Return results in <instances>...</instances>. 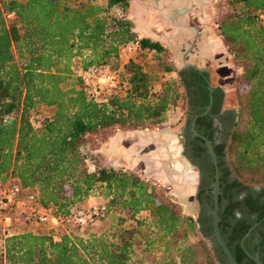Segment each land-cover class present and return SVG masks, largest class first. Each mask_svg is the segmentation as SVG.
Listing matches in <instances>:
<instances>
[{
  "label": "trees",
  "instance_id": "obj_1",
  "mask_svg": "<svg viewBox=\"0 0 264 264\" xmlns=\"http://www.w3.org/2000/svg\"><path fill=\"white\" fill-rule=\"evenodd\" d=\"M128 2L105 0L102 6L92 0H0V195L9 186H18L22 195L33 194L42 207L64 219L92 196H99L116 227L108 234L85 235L60 232L68 223L45 233L27 225L14 232L10 224L0 236V264H130L135 230L122 225L145 212L150 233L142 239L136 264H155V253H167L163 264H215L209 249L189 240L201 234L198 221L182 216L175 202L144 179L100 164L97 151L88 149V137L95 134L109 139L116 131L157 128L168 108L176 106L178 87L185 101L189 90L183 72L178 71L177 84L163 82L154 91L156 77L130 61L121 73L126 84L123 96L107 94L93 100L85 95L80 72L109 64L116 69L122 46L136 43L139 52L163 51L157 42L137 38L127 16ZM227 3L232 12L218 19L216 29L240 68L238 111L217 155L223 174L234 185H264V153L260 152L264 147V26L257 19L264 0ZM115 7L118 13L112 14ZM170 71L172 67L164 70ZM190 74L206 102V74ZM214 93L221 97L218 88ZM38 107L50 109L51 114H37ZM87 161L93 164L91 172ZM222 197L223 193L219 204ZM257 209L258 214L251 202L246 207L236 203L233 212L218 213L219 234L237 264L233 251H240L239 238L249 225L226 237L223 221L236 210L259 221L264 204ZM204 251L210 252V258Z\"/></svg>",
  "mask_w": 264,
  "mask_h": 264
},
{
  "label": "rangeland",
  "instance_id": "obj_2",
  "mask_svg": "<svg viewBox=\"0 0 264 264\" xmlns=\"http://www.w3.org/2000/svg\"><path fill=\"white\" fill-rule=\"evenodd\" d=\"M94 3L101 4L102 6L105 4V0H92ZM184 2V0H182ZM181 1V2H182ZM176 0H166L164 2H161L164 6L162 8H159V4L157 2H141V6L144 7L145 10L150 11V16H152V22L153 25H151L148 29L151 30L154 34H157L158 36L162 37V41H165L166 39L169 44L172 43L171 49H168V45L165 48H163V51L159 53L151 52V51H144L137 52V55L133 57L132 62L137 64L141 70L150 76L156 77V82H153V90L157 91L160 89L161 84L163 82H175L177 84V72L181 68V60L176 56L177 51L176 49V40L173 38L174 30L173 26H167L164 24L165 17L163 15V12H156L157 9H163L166 8H172L174 5H176ZM208 9H207V15L210 17L211 20V26L213 30L217 32L216 29V22L218 19L223 16L224 14L231 13L232 7L227 3V0H210L208 2ZM185 4V3H184ZM167 6V7H166ZM150 9V10H149ZM111 13H118V10L113 8L111 10ZM193 18V19H191ZM197 19V18H196ZM194 17H188L185 19V31L181 32L183 35L182 42H178L177 44L183 45L182 43L192 42V39L190 38V33L188 29L191 27H194L196 20ZM218 35V34H217ZM189 38L191 41H189ZM184 39V40H183ZM215 45H217V42H214ZM223 46V45H222ZM225 49V48H224ZM77 67V63H75ZM172 67L173 71L170 72H164L165 68ZM115 69L114 64H109L104 67H101V70L103 73H110ZM204 69L207 70L210 73V82L212 86H220L226 94V100L225 105L228 107L233 106L237 111V97L239 91L236 88V79L240 75V68L237 64L232 62L231 57L227 54L226 50L225 52L215 51L214 55H212L210 58H206L204 63ZM69 81H67L64 84V87H68ZM178 91L180 93L179 100L174 107H169L168 110L164 113L163 116V122L161 125H159L157 128L153 130H143V131H116L112 136L119 133V135L124 136L122 137V142H124V145H127L128 140H134L140 139L139 142H142L143 150L141 153L144 152L143 155L137 154V152L133 155L135 156H144L147 158L144 162H139L137 165L133 167V171H128L136 176H138L141 179H144L148 184L153 185L159 192L163 195H165L167 198L172 200L177 204V200L180 201L178 198L179 196L187 197V204L193 203L194 198V189L196 184V174L193 171L189 172V175L182 178V174L186 172L187 166L184 165L182 162H178V158L176 160H172L171 164L175 166V168L180 170L179 172H173L169 169L167 163H170V157L177 156L180 152V142H181V127L183 126L184 118L186 115V101L183 99V92L182 89L178 87ZM38 113L42 116H49L51 114V110L44 107H38ZM18 116V113L14 114V117L16 118ZM35 124V122H33ZM139 132H147L149 135L153 137V139H157L158 134L163 132H169L168 136V150L169 153L167 157L166 153L163 152L160 148H167V140H164L162 142H154L147 143V139L144 138V140H141L140 137H135L134 133ZM173 135H172V134ZM129 134V135H125ZM111 136V137H112ZM137 136V135H136ZM110 137V138H111ZM156 137V138H155ZM164 138V137H163ZM146 139V140H145ZM88 149H92L93 151H97L96 154H99L101 157L100 164L108 166V159L104 155V149H108V137H105L101 134H95L90 137H88ZM161 145L159 148L158 146ZM142 148V147H141ZM101 150V151H100ZM261 153H264V147L260 149ZM168 159V161L166 160ZM160 161V162H159ZM146 163L153 164L154 169L150 172V170L146 169ZM87 170L92 171L93 170V164L91 161L86 162ZM182 166V170L180 168ZM144 168V169H143ZM252 186H261V185H252ZM94 202H100L104 203V200L99 196H92L90 198ZM189 202V203H188ZM90 203V204H91ZM178 205V204H177ZM180 208V214L184 217H189L193 221L196 222V213H197V207L195 206V203L192 204L191 210H189V206H187L185 209L178 205ZM22 210V209H20ZM18 210V215H22L19 219V222L24 220L23 211ZM183 211L185 213H183ZM139 222L140 225H138L137 222ZM28 222V221H27ZM150 217L148 212H145L137 217V219L129 220L125 222L122 227L125 230H135V241L134 246L132 248V254L130 256V264H136L137 258H139V250L142 246V239L146 234L150 233ZM36 226V228H35ZM23 226L21 228V231H23ZM27 227L36 232L45 233L49 230L50 227L48 226H38L34 222L28 223ZM201 228V234H194L191 237H189L190 242L192 243H199L202 247H206L212 252V246L211 243L208 240L209 232L206 228V225L202 226ZM32 228V229H31ZM63 229H60V232H63V230L66 231H73L78 234H108L110 232H113L116 230V227L114 226L111 214L108 213L107 218L93 226L89 227H83L78 228L73 225L66 224V226H62ZM20 228H16L13 226L14 232H21L19 230ZM205 254L208 255V258H210V252L204 251ZM167 253H155L154 255V262L155 264H163L164 258L166 257ZM214 256V253H213ZM215 258V256H214ZM215 264H217V261L215 259ZM140 264V263H139ZM145 264V263H142Z\"/></svg>",
  "mask_w": 264,
  "mask_h": 264
},
{
  "label": "flooded vegetation",
  "instance_id": "obj_3",
  "mask_svg": "<svg viewBox=\"0 0 264 264\" xmlns=\"http://www.w3.org/2000/svg\"><path fill=\"white\" fill-rule=\"evenodd\" d=\"M189 41H191L190 38ZM189 44L190 42H187L184 46L181 45V47L176 50V56L181 60V68L179 71L183 72V79L189 83V90L186 95V115L180 130L182 144L180 145V152L175 158L183 156L181 162L187 166V170L184 174L189 175L190 171L196 174L193 198L195 200V206L197 207L196 221H198L200 229L203 228V225H206L208 229L209 236L207 238L211 243V249L217 264H227L224 256L212 238L211 216L209 211L212 210L211 184L214 181V166L207 152L204 140L209 142L215 156V165L218 172V200L219 196L223 193L220 204L218 201L217 216L220 211H225L226 213L227 210H231L233 212V206L235 207L236 203L246 207V203L249 202L252 203V206L256 209V213L258 214V204H264V185L250 187L245 185H234L233 179L223 174L222 171L224 166L217 154L221 153V148L224 149L228 135L236 121L237 110L233 106L228 107L225 105V91L220 86L211 85L210 73L207 70L200 69L190 64V66L187 67L182 66V56L184 50L188 49ZM190 71L206 74L209 89V96H207L206 102L200 92L194 88L193 84L196 82L194 81V75H191ZM190 80H192L191 83ZM214 88L220 90L221 97H219L217 93L212 94ZM167 165L168 167L170 166L168 163ZM189 210H191L190 204ZM254 219L255 215L248 217L246 211L241 212L236 210L233 216L227 215L223 221V230L226 237H233L235 232L249 225L239 238L238 246L240 251H233L240 264H258L253 260L255 257L259 264H264V215L259 221L254 222ZM241 240L243 248L240 246Z\"/></svg>",
  "mask_w": 264,
  "mask_h": 264
},
{
  "label": "crops",
  "instance_id": "obj_4",
  "mask_svg": "<svg viewBox=\"0 0 264 264\" xmlns=\"http://www.w3.org/2000/svg\"><path fill=\"white\" fill-rule=\"evenodd\" d=\"M166 0H129L128 2V9H127V16L133 23V31L137 35V38H146L150 41L157 42L160 46L165 48L168 45V49H171L172 43L169 44V42L164 39L165 41H162V37L158 36L157 34H154L149 30L148 28L153 25L152 22V16H150V11L145 10L144 7H142L140 4L141 2H157L159 4V8H162L164 5L161 2H164ZM174 1V0H173ZM176 0V5H174L171 9L165 7L163 9H157L156 12H163L164 17L166 18L164 21V24L167 26H173L174 34L173 38L176 40V51L177 48L181 47L180 44H177L178 42H182L183 35L181 32L185 31V19H187L189 16L194 17L196 20V23L194 24V27H191L189 31L190 38L192 39V42L188 45V49L184 50L183 56H182V62H186L192 66L198 67L200 69H204V63L206 58H210L212 55H214L215 51L225 52L224 47L222 46V43L217 35V33L213 30L211 26V20L210 17L207 15V9H208V2L210 0ZM185 3V4H184ZM167 7V6H166ZM184 9L185 12L183 14H177L178 10ZM150 10V9H149ZM193 19V18H191ZM217 42V45L214 44V42ZM183 46L186 43H182ZM129 135V134H125ZM137 135V136H136ZM135 137L142 138L141 140L148 141L147 143H151L152 141L158 142L157 139H150V135L147 132H139L134 133ZM122 137L118 134L112 136L108 139V149H104V155L108 159V166L112 168H120L124 171H133V167L135 164L137 165L139 162H146L147 159L144 156H135L137 154L143 155L141 151L143 150L142 142H139L140 139L134 140H128L129 143L127 145H124V142H122ZM167 136H164L163 140H167V148L163 149L160 148L161 145L158 147L166 153H169L168 150V138ZM159 143V142H158ZM160 144V143H159ZM142 147V148H141ZM101 151V150H100ZM179 158V157H178ZM175 156L170 157V170L172 173L179 172L180 170L176 169L174 165H172L171 161L176 160ZM168 161V159L166 158ZM160 162V161H159ZM147 168H143L144 170L148 169L151 171V169H154L153 164L146 163L145 164ZM181 168V166H180ZM187 174H182V178L186 177ZM188 176V175H187ZM181 199V196L178 197ZM91 199L86 201L81 206H87L91 203ZM181 201V200H180ZM184 201V200H183ZM184 203H186L184 201ZM22 215H18V210L12 215L11 217V226H15L16 228H21L23 226L28 225V223H32V220H27L28 216L24 215L21 222H19V219ZM28 221V222H27Z\"/></svg>",
  "mask_w": 264,
  "mask_h": 264
},
{
  "label": "built area",
  "instance_id": "obj_5",
  "mask_svg": "<svg viewBox=\"0 0 264 264\" xmlns=\"http://www.w3.org/2000/svg\"><path fill=\"white\" fill-rule=\"evenodd\" d=\"M7 18L11 15H7ZM257 19L264 26V10L257 13ZM139 52L136 43L122 46L117 53V68L110 73H103L101 68H88L80 72V83L85 95L93 100H98L104 95L114 94L123 96L126 84L121 76L123 67L132 61ZM22 209V210H20ZM23 211L38 226L56 227L64 223L75 227L93 226L107 217V209L103 203L94 202L87 206H80L73 210L68 217L61 218L51 208L42 207L33 194H21L18 186H9L0 195V236L4 229L11 224V217L17 211ZM0 237V241H1Z\"/></svg>",
  "mask_w": 264,
  "mask_h": 264
},
{
  "label": "water",
  "instance_id": "obj_6",
  "mask_svg": "<svg viewBox=\"0 0 264 264\" xmlns=\"http://www.w3.org/2000/svg\"><path fill=\"white\" fill-rule=\"evenodd\" d=\"M185 12V10L184 9H181V10H178L177 11V14H183ZM182 66L183 67H187V66H190L188 63H186V62H182ZM153 138V137H152ZM204 142H205V145H206V147H207V152H208V154L210 155V158H211V160H212V164H213V166H214V176H213V183L211 184V186H212V191H211V194H212V210L211 211H209V214H210V216H211V229H212V238H213V240L215 241V243H216V245H217V247L219 248V250L221 251V253H222V255L224 256V258H225V260H226V262H227V264H236L235 262H234V260H233V258L231 257V255H230V253H229V251H228V249L226 248V246H225V244H224V241L222 240V238H221V236H220V234H219V230H218V216H217V210H218V185H217V168H216V165H215V156H214V154H213V152H212V148H211V146H210V144H209V142L208 141H205L204 140ZM180 144H182V142H180ZM167 157H169L168 156V154H167ZM178 160H183V156H179V158H178ZM186 199V201H187V198H185ZM189 203V202H188ZM195 203V200H193V203H189L191 206H192V204H194ZM177 204L179 205V206H181L180 205V202H179V200H177ZM183 213H185L184 211H183ZM250 231V230H249ZM249 231H248V233H249ZM247 233V234H248ZM246 234V235H247ZM240 246H241V248H243V246H242V240H241V242H240ZM253 260L256 262V263H258L259 264V262H258V260H257V258L255 257V258H253Z\"/></svg>",
  "mask_w": 264,
  "mask_h": 264
},
{
  "label": "bare ground",
  "instance_id": "obj_7",
  "mask_svg": "<svg viewBox=\"0 0 264 264\" xmlns=\"http://www.w3.org/2000/svg\"><path fill=\"white\" fill-rule=\"evenodd\" d=\"M168 134H170L169 132H163V133H160V134H158V137H157V140L159 141V142H162V141H164L163 140V137L164 136H168ZM172 134V133H171ZM173 135V134H172ZM156 138V137H155ZM150 139H152V136L150 135ZM154 140V139H153ZM178 162H181V160H178ZM187 198V197H186ZM181 201H179L180 202V205H181V207H183L184 209L187 207V206H189L187 203H184V201L185 202H187L186 201V199H185V197L184 196H182L181 195V199H180ZM184 200V201H183Z\"/></svg>",
  "mask_w": 264,
  "mask_h": 264
}]
</instances>
